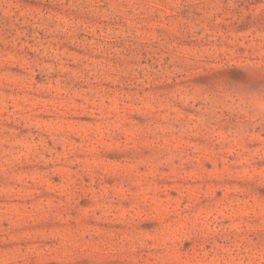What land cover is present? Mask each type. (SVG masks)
<instances>
[{
	"label": "rangeland",
	"instance_id": "1",
	"mask_svg": "<svg viewBox=\"0 0 264 264\" xmlns=\"http://www.w3.org/2000/svg\"><path fill=\"white\" fill-rule=\"evenodd\" d=\"M0 264H264V0H0Z\"/></svg>",
	"mask_w": 264,
	"mask_h": 264
}]
</instances>
